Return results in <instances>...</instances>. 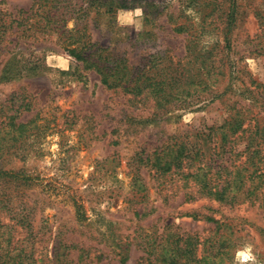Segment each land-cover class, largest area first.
I'll list each match as a JSON object with an SVG mask.
<instances>
[{
  "label": "rangeland",
  "instance_id": "374dc122",
  "mask_svg": "<svg viewBox=\"0 0 264 264\" xmlns=\"http://www.w3.org/2000/svg\"><path fill=\"white\" fill-rule=\"evenodd\" d=\"M47 1L40 6L35 0H0V25L7 27L6 49L0 50V114L37 119L43 126L21 149L0 154V170L22 171L20 182L0 178L3 242L10 233L6 245L25 248L35 264H54L55 257L65 264H149L143 249L149 236L179 231L214 241L227 233L239 244L232 264H264L260 203L206 199L185 188L180 176L161 178L145 161L168 146L187 144L201 147L208 160L225 162L231 155L215 133L241 105L246 124L258 122L264 129V52L257 49L264 39V0ZM66 8L81 34L136 67L186 60L191 41L195 52L217 45L219 53L228 38L227 66L249 75L241 74L235 87L253 79L254 99L229 92L194 109L154 116L150 102L109 90L95 71L83 70L58 44L56 32L33 27L49 10ZM7 64L32 71L6 81ZM228 84L225 79L219 92ZM205 216L227 227L217 236Z\"/></svg>",
  "mask_w": 264,
  "mask_h": 264
},
{
  "label": "trees",
  "instance_id": "16d2710c",
  "mask_svg": "<svg viewBox=\"0 0 264 264\" xmlns=\"http://www.w3.org/2000/svg\"><path fill=\"white\" fill-rule=\"evenodd\" d=\"M49 1L58 5L60 0ZM47 2L35 0L37 4ZM59 9L57 6V10ZM67 9L61 13L49 10L43 18V23L33 27L56 32L58 44L81 64L83 70L95 71L101 84L109 90L120 92L131 100L150 102L154 116L168 114L174 110L194 109L208 101L221 99L229 92L240 94L244 100L254 99L250 89L255 84L253 79L248 78V83L246 80H240V89L235 87L234 82L240 79L241 74L249 75L244 69L239 71L236 66H227L230 58L228 52L232 49L231 40L228 38L219 53H215L217 45L209 49L203 48L199 53L195 52L192 44L194 42L191 41L186 60L169 62L163 68L154 67L152 62L148 67H136L130 65L127 58L112 55L107 49L98 47L89 35L81 34L79 25L74 23L70 16L71 11ZM260 25L264 26L263 16L260 17ZM5 30L6 25H0V50L6 49ZM257 49L264 52V39ZM163 61L165 62V59ZM185 64L198 66L187 68ZM33 69L36 71L37 68ZM25 70L27 68L18 71L12 64H7L2 79L8 81L22 77ZM30 71L32 70H27ZM225 79H229V84L223 92H219L218 87ZM234 111L215 133L220 137L219 142L225 154L231 155L225 162L219 164L217 160H208L201 147L193 150L188 148L187 144L168 146L162 149L160 154L153 158L147 157L145 161L147 164L151 163V167L161 178L180 176L185 188H194L198 195L206 199L225 205L253 199L254 203H260L264 209V129H260L258 122L254 126L250 122L246 124L248 116L244 105ZM0 117L4 118L0 124V154L21 149L27 139L38 135L43 128L38 125L37 119L23 122L19 116L0 114ZM237 147L242 149L236 152ZM140 161L143 162L142 158ZM21 173L22 171L0 170V178L20 182ZM136 185L139 190L143 189L141 182L137 181ZM188 197L191 198L189 195ZM205 219L216 225L217 236L224 226L227 227L213 217L205 216ZM4 235L5 233L0 231V264H35L32 253L29 254L22 247L6 245L9 244L11 234H6L8 237L5 243ZM219 237L217 239L215 236L214 241L204 240L197 235L173 231L167 236H149L143 249L149 264H232L239 249L237 239L234 240L232 235L227 233H222ZM84 251L80 250V258ZM53 262L65 264L57 257Z\"/></svg>",
  "mask_w": 264,
  "mask_h": 264
}]
</instances>
